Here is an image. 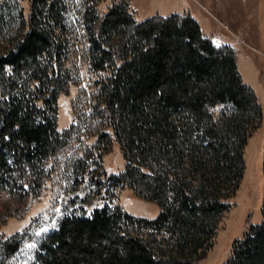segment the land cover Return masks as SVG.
Listing matches in <instances>:
<instances>
[{
  "label": "trees",
  "instance_id": "trees-1",
  "mask_svg": "<svg viewBox=\"0 0 264 264\" xmlns=\"http://www.w3.org/2000/svg\"><path fill=\"white\" fill-rule=\"evenodd\" d=\"M100 1L29 0L27 17L17 1H0V225L39 192L48 161L70 143L57 130L56 103L81 35L90 67L104 73L100 115L109 113L126 160L117 181L158 213L104 205L66 216L38 240L31 264H196L243 176V150L261 121L257 97L234 49L214 44L189 15L136 21L122 1L100 16ZM216 105L226 107L218 117ZM92 134L97 148L110 141ZM83 153L75 165L84 169L92 152ZM21 243L0 235V264ZM226 264H264V191L262 221L235 241Z\"/></svg>",
  "mask_w": 264,
  "mask_h": 264
},
{
  "label": "rangeland",
  "instance_id": "rangeland-1",
  "mask_svg": "<svg viewBox=\"0 0 264 264\" xmlns=\"http://www.w3.org/2000/svg\"><path fill=\"white\" fill-rule=\"evenodd\" d=\"M0 1H17L25 17L29 14V0ZM122 1L128 4L136 21L172 13L192 17L203 35L214 44H226L234 49L241 78L257 97L261 121L247 138L243 150V176L229 201V210L220 219L211 247L196 262L226 264L235 241L241 239L251 225L262 221L264 0H101L97 6L99 15L103 16L112 5ZM75 36L65 61L71 79L56 103L57 130L60 133L68 131L70 143L48 161L47 176L39 192L29 195L19 215L10 216L0 225L2 237L18 236L22 241L19 251L6 259V264H31L38 240L57 229L66 216H88L104 205L120 206L136 217L148 219L155 218L158 213L155 202L139 195L128 183L117 181L126 160L112 130L107 127L108 122H112L107 118L109 113L104 117L100 115L99 81L104 73L90 67L85 46L81 44L83 37ZM224 110L223 105H216L212 113L218 117ZM95 128L108 136L110 141L105 148H97V134H92ZM85 148L88 155L89 152L92 155L83 169L75 162L84 156Z\"/></svg>",
  "mask_w": 264,
  "mask_h": 264
}]
</instances>
